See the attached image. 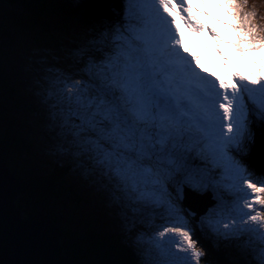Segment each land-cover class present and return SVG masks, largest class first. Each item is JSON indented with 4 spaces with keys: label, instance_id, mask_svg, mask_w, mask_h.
<instances>
[{
    "label": "snow or ice",
    "instance_id": "6c2138e0",
    "mask_svg": "<svg viewBox=\"0 0 264 264\" xmlns=\"http://www.w3.org/2000/svg\"><path fill=\"white\" fill-rule=\"evenodd\" d=\"M217 6L239 33L235 51L247 44L264 55L257 7L250 0ZM191 11L188 0H122L119 21L85 22L74 45L35 50L25 73L45 150L103 194L139 264H210L193 238L195 214L175 195L185 189L211 193L196 221L201 232L235 250L237 264H264V175L244 162L253 126L264 133V69L252 79L206 72L173 15L202 32L206 25ZM4 190L0 170V205ZM145 227L153 233L147 250Z\"/></svg>",
    "mask_w": 264,
    "mask_h": 264
},
{
    "label": "rangeland",
    "instance_id": "374dc122",
    "mask_svg": "<svg viewBox=\"0 0 264 264\" xmlns=\"http://www.w3.org/2000/svg\"><path fill=\"white\" fill-rule=\"evenodd\" d=\"M81 1L87 3L88 0H54L57 12L48 14L46 17H42L44 22L47 23V25L44 23L45 26L42 27L40 24L35 26L25 22H30L27 12L9 4L5 0H0V69L5 71L14 92L19 97L23 98V105L31 104L34 107V113H31L30 109L28 111H20L19 108L13 107V113H15V109L18 113H20L17 114L16 112V120L13 125L14 129H12V133L16 132L20 135L23 138L24 143L18 144V140L14 139V149H17V153L15 151L12 153L8 150H5V152L0 150L5 165L16 181L27 177V175H23L24 170L26 173L29 172L28 178L36 177L38 179L39 175L47 177V173H49L50 169L53 168V162L64 166V168L67 167V165L58 161L45 150V137L40 127L41 109L38 101L29 91L25 65L28 58L35 50L40 49L56 51L68 48L77 43L82 37L85 22H101V20L91 21V16L85 13L87 9L84 10L83 14V9L80 7L82 5ZM118 4L120 8L117 15L113 16L112 23L119 21H116L115 19H120L122 12V0L121 3L119 0ZM253 4L261 12V14L264 15V4H261L260 0H250V7ZM57 7H59V10H57ZM68 7L71 8L68 9ZM60 9L63 11L60 12ZM192 9L193 11L198 12L196 8ZM174 16H176L178 25V15L176 14ZM203 33L205 35V41L211 43L210 34L205 28ZM193 34L194 32L190 29L183 32L186 40H194ZM224 44H226V42H224ZM184 46L187 48L185 44ZM206 47V45L202 47V52H206ZM230 54L231 53L225 50V56ZM204 55L213 60V73L221 76L223 74L224 66L222 64V60L216 56V52H213L211 55ZM201 61H199L200 63L198 62L199 65L202 68H205V64ZM258 74L259 73H253V77ZM4 102L5 98L3 92L0 90V106H2V103ZM6 111L7 110H4V112L0 111L3 114V119L11 118V113H6ZM253 131H255L254 128ZM1 132H4L3 128L0 129V133ZM27 143H30V147H27ZM25 144L27 146H25ZM252 146L253 144L251 147ZM254 175L255 177H260L255 173ZM65 177L66 178L63 182L60 181L56 184L53 180H49L40 186V189L43 190V193L47 196L43 199L48 200V205L50 206V209L53 210L54 215L60 217L59 221H61L62 224L60 226L63 230H67L68 228H73L75 230L78 215L83 218L87 217V215L91 217L94 215L98 224L107 231H122L121 222L117 213L108 205L103 194L94 189L88 181L74 173L70 168ZM253 182H255V179ZM18 183L24 188L21 181ZM29 186L27 185L28 189ZM70 192H73L74 194L76 193L77 198H79V200H77L78 203L75 201L78 205L74 209L70 205L71 203L67 202H71V200H69ZM16 193L17 197L15 202L19 201L22 205L25 204L26 207H28V205H26V203H28V208H34L35 213L37 209L43 210L42 208H39L38 205L32 203L30 199L24 196V194H20L18 191H16ZM72 200L74 201L75 199ZM30 203L32 205H30ZM71 209L72 211H70ZM192 223L198 232L199 227L197 223L193 221ZM196 231L193 237L194 239H198ZM144 233L145 235L142 246L145 250H147L150 247L148 243L149 237H151L153 233L148 227L144 228ZM202 235L204 239H206L205 233L202 232ZM197 246L202 251L207 253L206 248L198 240Z\"/></svg>",
    "mask_w": 264,
    "mask_h": 264
},
{
    "label": "trees",
    "instance_id": "16d2710c",
    "mask_svg": "<svg viewBox=\"0 0 264 264\" xmlns=\"http://www.w3.org/2000/svg\"><path fill=\"white\" fill-rule=\"evenodd\" d=\"M9 4H12L15 7L21 8L29 15L30 22L25 21L31 25H41L44 27V23L46 22L42 19V17H46L48 14L56 13V6L54 0H5ZM101 8L102 19L109 21V16H114V6L116 5V0H101L99 3ZM25 24V23H24ZM0 90L3 92L5 102L0 106V111L7 110L6 113H11V118L3 119V114L0 112V129L3 128L4 132L0 133V150H5L12 152L15 151L17 153V149L15 148V140H18V144H23V138L18 135L16 132L12 133V129H14L13 125L16 120V112L13 113L14 108H19L20 111H28L31 110V113H34V107L31 104L23 105V98L19 97L13 90V87L10 85L8 77L4 70L0 69ZM20 113V112H19ZM17 112V114H19ZM12 139V140H11ZM25 144V146L30 147ZM19 147V146H17ZM251 155V154H250ZM247 160L254 161L253 155L249 156ZM257 176L264 175V170L258 166L256 169ZM69 172L68 166L64 168V166L59 165L56 162H53V168L50 169L49 173H47V177L40 176L38 179L28 178L29 172L23 171V175L27 177L20 179L19 182L24 185V192L28 196V199L31 200L32 203L38 205L39 208H42L48 216L52 219L55 225L59 227L62 233L65 235V239L61 242L63 247V256L66 257L73 264H139L140 256L137 254L136 250L132 247V242L128 238V236L122 231H107L103 227L98 224L96 217L88 216L83 218L78 215L77 225L75 226V230L73 228H68L67 230H63L60 225L61 221H59L60 217L54 215L53 210L50 209L48 205V200L43 199L47 197L40 189L43 183L49 180H53L54 183H59L60 181L66 178L65 175ZM17 176V175H15ZM29 186V189L27 188ZM71 203L70 205L73 209L78 205L75 203L79 198H77L76 193L70 192ZM72 199H75L74 201ZM78 203V202H77ZM18 207L20 208L23 217H30L33 213H35L34 208H28L22 205L21 202H16ZM30 205H32L30 203ZM72 211V209L70 210ZM81 232V233H80ZM196 235L198 237V241L206 248L208 254V261L212 264H237L240 257L232 248L220 244L217 241L207 234H205V238L200 233V229L198 232L196 231Z\"/></svg>",
    "mask_w": 264,
    "mask_h": 264
},
{
    "label": "water",
    "instance_id": "95a60500",
    "mask_svg": "<svg viewBox=\"0 0 264 264\" xmlns=\"http://www.w3.org/2000/svg\"><path fill=\"white\" fill-rule=\"evenodd\" d=\"M99 16V13L94 14L92 19L98 20ZM253 154L254 161L244 160L248 168L255 173L258 166L264 170L263 137L257 139ZM0 170L5 176L3 203L0 205V264H73L62 256L58 242V239H65L62 231L48 219L43 210L37 209L30 217H23L15 202L16 191L28 196L5 165L1 151ZM175 195L178 198L182 196L183 208L195 214L193 221L198 220L211 200L209 193L192 194L187 189Z\"/></svg>",
    "mask_w": 264,
    "mask_h": 264
},
{
    "label": "bare ground",
    "instance_id": "6f19581e",
    "mask_svg": "<svg viewBox=\"0 0 264 264\" xmlns=\"http://www.w3.org/2000/svg\"><path fill=\"white\" fill-rule=\"evenodd\" d=\"M188 3L192 5V8H196L198 11L196 12L192 9L191 15L200 23L206 25L205 29L207 31L208 27H211L217 33V36L215 37L209 33L210 39L212 41L211 43L205 41V35L203 31L198 33L194 32V40H186L183 35V32L188 31L190 28L183 23L180 16L176 12H173L174 15H178V25L180 27V33L183 37V41L185 42L184 44L187 48H191L192 54L198 57V62L202 60L201 62L205 64L204 70L206 72L213 73L214 62L211 58L206 57L204 54L211 55L213 52H216V56L222 60V64L224 66L223 74L221 76L213 73V75L219 76L221 79L228 80L233 72H239L243 75L248 76L249 79H252L253 73H260L261 70L264 69V63H262V61H264V55H261V52H252L248 48L247 44L242 46L247 49L246 52L235 51L234 44L239 33L233 29L232 18L228 13L227 9L223 7H218L217 0H188ZM218 21L221 26L218 24ZM224 42H226V44H224ZM204 45L207 46L206 52H202V47ZM225 50H227L231 54L225 56ZM255 127L256 130L261 131L258 125H254V128ZM17 181L19 182V179ZM47 217L52 223H54L49 216ZM63 236L65 237L64 234ZM62 241V239H58L60 245ZM61 249L63 252L62 245ZM64 258L67 260L66 257Z\"/></svg>",
    "mask_w": 264,
    "mask_h": 264
}]
</instances>
